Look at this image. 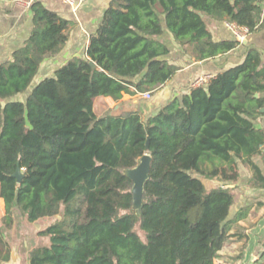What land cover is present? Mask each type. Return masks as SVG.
<instances>
[{
    "label": "trees",
    "instance_id": "trees-1",
    "mask_svg": "<svg viewBox=\"0 0 264 264\" xmlns=\"http://www.w3.org/2000/svg\"><path fill=\"white\" fill-rule=\"evenodd\" d=\"M263 0H113L91 35L87 58L75 57L31 88L42 62L65 47L74 22L37 0L34 28L10 60L0 62V197L12 228L50 217L30 264H215L232 226L239 164L249 186H264L255 157L264 130V62L251 49L219 72L144 117L127 109L98 116L97 97L156 92L180 69L159 36L167 28L196 61L239 41L211 42L206 17L257 31ZM91 61L96 67L91 65ZM256 94H259L256 96ZM152 157L140 215L125 170ZM23 173L21 182L14 176ZM204 179L218 180L208 188ZM0 198V199H1ZM2 201V200H1ZM11 257L0 226V264Z\"/></svg>",
    "mask_w": 264,
    "mask_h": 264
},
{
    "label": "crops",
    "instance_id": "crops-1",
    "mask_svg": "<svg viewBox=\"0 0 264 264\" xmlns=\"http://www.w3.org/2000/svg\"><path fill=\"white\" fill-rule=\"evenodd\" d=\"M49 9L74 22L65 47L58 54L46 58L37 73L29 93L34 86L46 77L53 76L61 66L75 57L87 58V49L91 35L99 27L105 8L97 0H75L69 3L63 0H41ZM262 21L257 29L246 40L239 42L231 51L215 58L196 61L187 54L175 41L173 34L165 28L159 36L171 50L168 60L180 69L159 89L152 93L151 99H145L141 92L134 95L124 93L120 100L111 96L97 97L94 110L98 116L108 112L118 115L127 109L140 110L144 117L157 113L166 103L175 97H181L192 88L193 82L205 75L216 76L219 72L236 66L244 61L251 49L261 53L264 62V0L262 3ZM213 43L224 40H237L227 27L226 20L206 17ZM34 28V14L30 8H24L13 0H0V62L10 60L16 49L22 47ZM264 96V94H263ZM263 109V111H262ZM255 121V125L264 130V108ZM256 163L264 176V145L261 154L255 157ZM240 179L237 183V201L231 209L233 218L244 207H250L249 213L237 221L230 230V237L219 252L221 264H253V261L264 264V186L251 187L249 180L252 172L248 166L239 164ZM208 188L219 184L218 180L204 179ZM1 198V197H0ZM0 202V226L10 245L11 257L1 264H30V253L34 248L47 246L50 239L40 235L51 218L29 222L20 212L15 214L12 228H4L1 220L6 213L4 199ZM219 263V264H220ZM216 264V262H215Z\"/></svg>",
    "mask_w": 264,
    "mask_h": 264
},
{
    "label": "water",
    "instance_id": "water-1",
    "mask_svg": "<svg viewBox=\"0 0 264 264\" xmlns=\"http://www.w3.org/2000/svg\"><path fill=\"white\" fill-rule=\"evenodd\" d=\"M113 0H97V4L105 9H108ZM91 65L96 67V64L91 61ZM259 94H256L258 96ZM263 111V109H262ZM152 157L149 153L144 154L140 159L137 166L125 170V174L133 181L132 193H133V211L140 215L143 207V195L145 185L150 176ZM14 176L21 182L23 173L20 167L17 168Z\"/></svg>",
    "mask_w": 264,
    "mask_h": 264
},
{
    "label": "built area",
    "instance_id": "built-area-1",
    "mask_svg": "<svg viewBox=\"0 0 264 264\" xmlns=\"http://www.w3.org/2000/svg\"><path fill=\"white\" fill-rule=\"evenodd\" d=\"M13 1L15 4H17L19 6H22L24 8H30L33 5V3H35L37 0H13ZM63 1L69 2L72 4L75 2V0H63ZM226 25L233 32L237 41H239V42H243L253 33L249 27L240 25L236 22L226 21ZM211 78H212V76H209V75L201 76L193 82L192 86L198 87V86L204 85V84L208 83V81ZM141 95L145 99H151L152 98V92L151 91L141 92Z\"/></svg>",
    "mask_w": 264,
    "mask_h": 264
},
{
    "label": "rangeland",
    "instance_id": "rangeland-1",
    "mask_svg": "<svg viewBox=\"0 0 264 264\" xmlns=\"http://www.w3.org/2000/svg\"><path fill=\"white\" fill-rule=\"evenodd\" d=\"M28 94H29V90L28 91H26L25 93H22V94H20V95H18L17 97H15V98H17V99H21V100H25L26 99V97L28 96ZM0 202H2L1 201V199H0ZM215 262H216V264H219L220 262H218V259H215ZM221 264V263H220ZM253 264H259L258 262H254L253 261Z\"/></svg>",
    "mask_w": 264,
    "mask_h": 264
}]
</instances>
